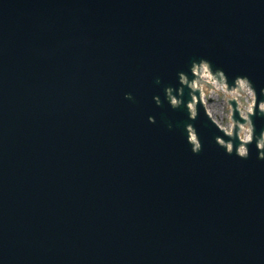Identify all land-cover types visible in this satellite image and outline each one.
Listing matches in <instances>:
<instances>
[{"label": "water", "instance_id": "obj_1", "mask_svg": "<svg viewBox=\"0 0 264 264\" xmlns=\"http://www.w3.org/2000/svg\"><path fill=\"white\" fill-rule=\"evenodd\" d=\"M201 57L264 99V0H0V264H264L255 142L164 100Z\"/></svg>", "mask_w": 264, "mask_h": 264}, {"label": "clouds", "instance_id": "obj_2", "mask_svg": "<svg viewBox=\"0 0 264 264\" xmlns=\"http://www.w3.org/2000/svg\"><path fill=\"white\" fill-rule=\"evenodd\" d=\"M176 77V85H166L163 89L164 100L171 108L175 109L183 105L187 110L188 120H195L199 109L193 97L224 95L225 102L229 103L230 107L231 101L237 100L240 114L229 115L223 129L217 128L214 124L223 134L215 136V143L223 148L226 154L231 155L235 151L237 157L247 159L250 154L249 145L255 142L256 158L264 160V129H260L257 133L253 120L257 113L264 114V105H259V101L264 99L258 101L257 89L247 74H237L230 80L222 68L214 67L209 59L201 57L198 60H191L187 69L178 71ZM155 82L160 84V78L157 77ZM185 89H187V98H185ZM261 89L259 96L264 97ZM124 97L128 100L133 99L130 92H125ZM152 99L157 106L162 104L159 95H153ZM190 101L193 102L190 103ZM147 120L149 123L156 122L153 115H148ZM168 127L172 128V124L169 123ZM184 132L190 151L193 154L199 153L203 145L197 129L193 124L185 123Z\"/></svg>", "mask_w": 264, "mask_h": 264}, {"label": "rangeland", "instance_id": "obj_3", "mask_svg": "<svg viewBox=\"0 0 264 264\" xmlns=\"http://www.w3.org/2000/svg\"><path fill=\"white\" fill-rule=\"evenodd\" d=\"M221 103H215V106H216V109H217V112L215 113V117H216V121L218 123H220L221 125H226L227 124V118H226V115L224 113L221 112ZM226 111V109H225Z\"/></svg>", "mask_w": 264, "mask_h": 264}]
</instances>
